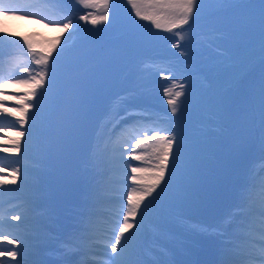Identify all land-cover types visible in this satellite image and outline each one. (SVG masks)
<instances>
[{
	"label": "rangeland",
	"instance_id": "obj_1",
	"mask_svg": "<svg viewBox=\"0 0 264 264\" xmlns=\"http://www.w3.org/2000/svg\"><path fill=\"white\" fill-rule=\"evenodd\" d=\"M20 3L22 5L32 4L37 8L44 7L41 0H20ZM61 9L77 18L94 11L80 5L78 0H60L59 4L48 5L45 10L55 18ZM29 10H36V8ZM127 17L122 11L109 7V20L105 23L93 26L80 21L81 28L74 38L69 39L68 47L71 51L65 56L70 61L82 62L81 67L69 71L67 68L52 65L54 78L52 83L47 85L48 92L39 100L36 98L33 100L41 107L39 110L36 108L30 110L37 113V128L34 130L32 138L27 135V132L24 137L20 138L22 145L25 140L32 139L31 144L36 145V151L29 149L30 146H26V150L19 153L6 151L11 145V140L16 138V132L29 129V124H25L22 128L13 127L10 122L15 118L7 114H5L6 119L0 121V158H4L3 163L0 164V181H5L2 185L3 191H0V212L7 218L9 225L21 224V229L10 227L6 231L15 232L16 235L22 234L24 229H32L41 239L48 240L50 237L47 232L48 228L55 227V236L51 237L59 239L48 240L47 246L41 249L42 255L45 257L60 259L57 251L60 240L74 231L81 217H84L90 208L95 212L94 220L97 230L103 236L105 227L115 219V214L121 210L122 206L126 208L127 192L125 189L127 187L130 190L133 186L130 178L131 167H147V165L141 164L129 155L131 146L135 145V139L130 140L128 146H122L116 143L118 136L114 138L112 133L109 142L106 135H100L101 125L106 123L109 118L114 117L112 123L107 124V128L111 130L113 124L120 120V117H124L126 114L133 115V113L139 117L124 120L131 124L139 120L136 124L141 125L142 121H148L149 115H155L156 118L161 119L163 124L167 125L166 128L170 127L177 134L180 140L176 149L179 159L174 165L170 164L169 166L170 169L174 167L175 170L166 177L167 183L163 186L164 191L156 202L158 214L154 217L155 223L148 225L149 230L145 235L143 246L138 250H142L141 253H143L135 255L133 258L143 261L144 264H152L157 260L167 262V264H194L195 253L201 248V237H215L218 249L222 248L225 237L217 236L213 226L219 224L228 213L238 208L240 204L239 190L245 184L248 171L252 167L255 168L257 182L254 202L256 207H259L261 199L259 182L261 178H264V167L260 166V160L261 157H264V151L257 149L264 142L262 121L256 122V110L253 107V102L247 98V93L241 95L237 94L238 91L228 90L221 95L220 105L222 107L218 110L217 115L214 109H209L206 105L205 109L195 108L194 111H187V107H193L195 104L196 98L193 97L181 98L183 103L175 114L171 112V108L167 104L168 97L164 95V89L171 86L173 79L182 83L185 78L190 76L185 81L184 92L192 88L194 80L198 84H206L207 72L210 70L206 61L211 58L209 63L212 64V58L227 56L231 51L225 46L223 40L225 37H232V32L225 24L227 18L219 16L200 21L189 31L191 36L180 42L179 48L174 47L178 37L173 36L164 45L154 44L153 49L135 54L134 60H132L135 69H132L130 64L126 63L125 57L119 59L117 47L107 46L110 39L117 32H121V25L124 24ZM0 27H6L8 32L16 33L19 37L28 36L33 42L34 49L38 52L46 51L61 33V28L47 20L41 22L39 17L32 18L27 14L9 17L0 24ZM111 30L114 33H111ZM85 32L92 35L91 38L84 40ZM68 36V33H64L61 45L64 46V39ZM100 37L105 38L107 47L104 52H101ZM131 39L133 37L127 38V40ZM22 45L24 52H27V46L23 44V40L4 51L15 56L20 52ZM54 55L55 53H53ZM28 58L31 59L30 54ZM215 64L212 65V69ZM33 68L38 70V66L33 65ZM164 77H168V79H164ZM17 78H27V74L21 73ZM225 80L229 79L225 78ZM189 82L192 83L188 84ZM232 83V80L229 81L230 85ZM249 85L252 86L253 82H249L247 86ZM64 86L71 89L84 114L101 104L106 106V111L105 118L99 122L96 132L92 136L88 153L78 160L75 168L67 175V182L70 185H77L79 205L68 206L72 211L64 210V216L59 214L56 218L58 223L55 225L47 223V210L60 203L50 196V191H48L51 182L50 170L43 161L44 156L49 154L50 144L47 136L50 133L54 113L58 108L54 100L55 94L59 95ZM4 87L8 90L6 93L8 96H19L24 91L23 87L13 84H5ZM155 104H166V107L160 109ZM4 107H7L10 112L17 111L13 100L5 103ZM231 109L237 111L238 123H233L225 116ZM143 110L145 112L142 113ZM117 111H119V116L116 115ZM121 122L120 127L123 125ZM16 123L18 124V122ZM146 124L147 122L144 123L145 126L141 127V131H147L148 135H152V132L148 131L151 128L164 129L156 123ZM136 126L138 125H134V127ZM116 128L119 129V125ZM125 129L128 128L125 127ZM158 134L165 133L159 132ZM120 138L127 139L126 136ZM139 138L144 139V135H140ZM208 141L218 142V148L213 149L209 144L205 146ZM200 142H204V144L197 150L189 147L192 146L191 144ZM114 147L117 149L115 152L113 151ZM206 148L210 150H205ZM143 150L142 148L138 149V152ZM217 150H219L218 153ZM120 151H123V159L128 160L129 165L121 162ZM205 151H208L209 154L204 153ZM182 152L187 153L190 157H200L210 163L215 162L223 165V169L220 171L216 168H202L203 170L198 168L200 177L196 175L192 178L193 182L206 184L204 190L209 192L207 194L209 198L199 200L188 195L187 185L190 184H184L186 180H189L187 176L189 177L195 171H187L192 164L198 163L191 159L184 160L181 156ZM87 155L91 156L87 157ZM17 160L19 163L16 162ZM21 165L24 167L18 174L15 183H12L9 173ZM125 171L128 173L127 176ZM25 172L27 173L26 179ZM148 178L145 176V179ZM39 183L41 186L44 183V187L47 189H41ZM168 186L172 187L169 189ZM98 187L102 188V195L96 198L93 204L94 192ZM222 188L228 193V201L224 204L222 213L215 217L205 215L204 207L210 200L212 202V199L217 196L215 193ZM86 192L90 194H85ZM82 195L86 196L83 200ZM187 197L189 198L187 201L196 206L194 214L188 218L182 215V212L184 213L182 208L173 204L174 200H185ZM26 202L34 203V212L32 213L34 219L30 221L29 226L23 225L21 221L11 219L13 215L21 212L22 206ZM38 223L40 225L47 224L46 227L40 226L36 229ZM231 232L232 229L229 228V235ZM16 235L10 236L9 239H16ZM16 247L19 245H11L7 241L0 242V252H7ZM90 255L93 259H107L108 255L114 254H111L110 250L105 252L103 242L100 241L99 246ZM0 257V260L4 261L11 259L6 255ZM17 259H20L19 255Z\"/></svg>",
	"mask_w": 264,
	"mask_h": 264
},
{
	"label": "snow or ice",
	"instance_id": "obj_2",
	"mask_svg": "<svg viewBox=\"0 0 264 264\" xmlns=\"http://www.w3.org/2000/svg\"><path fill=\"white\" fill-rule=\"evenodd\" d=\"M41 2L44 7L37 8L32 4L22 5L20 0H0V24L9 17L27 14L32 18L39 17L41 22L47 20L61 28L60 36L55 38L51 46L46 51L38 52L28 36L19 37L16 33L8 32L6 27H0V121L6 119L5 114H7L15 118L10 122L13 127L22 128L25 124H29V129L17 131L16 138L11 140V145L6 151L12 153L26 150V146L33 142L32 139H28L22 145L20 138L24 137L26 132L32 138L37 128V113L30 110L40 109L41 105L34 103L33 100L34 98L39 100L49 90L47 85H50L54 78L52 65L55 63V57L53 53L58 57L65 51V47L61 45L64 33L69 34L68 38L64 39V45H67L69 39L74 38L79 32L80 21L96 26L109 20L110 0H78L83 7L94 10L78 18L67 14L62 9L54 18L45 9L48 5L59 4L60 0H41ZM214 2L227 8L243 9L249 6L248 0H214ZM127 3L136 17L151 22L156 29L175 32L178 39L174 47L179 48L180 42L185 39L186 33L195 23L204 0H127ZM258 3L260 5L261 56L264 58V0H258ZM32 8L36 10L30 11L29 9ZM184 26L188 28L185 29ZM176 29H181V31H175ZM20 40H23V44L27 46V52H24L22 45L20 52L6 62L3 58L4 50L19 44ZM29 54L31 59L28 58ZM33 65L38 66V70L33 68ZM21 73L27 74V78H17ZM5 84L23 87L24 91L19 96H8ZM164 95L168 97L167 104L171 112L175 114L183 103L181 97L185 95L184 85L173 79L171 86L164 89ZM9 100L15 102L16 112H10L7 107H4ZM116 115L119 116V111ZM127 118L137 117L126 114L120 117V120H117L109 130L107 124L112 123L114 119L111 117L101 125L100 135H106L110 142L116 127ZM261 121L262 131H264V83H262ZM141 127L121 129L116 141L117 144L128 146L129 141L135 139V145L131 146L129 155L132 159L147 165V167H131L130 178L133 186L130 190L127 187L125 189L127 192L126 208L122 206L121 210L115 214V219L105 227L103 236L97 230L94 220L95 212L90 208L87 214L79 220L74 231L60 240L57 249L60 264H144L143 261L133 257L143 246L145 235L149 230L148 225L155 223L154 217L158 214L156 202L164 191L163 186L167 183L166 177L175 170L174 167L170 169L169 166L174 165L179 159L176 149L180 140L172 129L151 128L148 131H151L152 135H148L147 131H141ZM159 132L165 134H158ZM140 135H144V139H140ZM124 136L127 139L120 138ZM141 148L144 150L138 152ZM113 151L117 149L114 147ZM119 158L123 164L129 165V161L123 159V151L119 152ZM3 159L0 158V164L3 163ZM16 162L19 163V160ZM260 166L264 167V157H261ZM23 167L21 165L9 173L12 183H15ZM24 175L26 179L27 173L25 172ZM125 175H128L127 171ZM145 176L149 178L145 179ZM4 183L5 181H0V191H3ZM259 183L261 192L259 207H256L254 202L257 182L255 168L252 167L248 171L245 184L239 190L238 208L228 213L219 224L213 226L217 236L225 237L214 264H264V178H261ZM101 195L102 188L98 187L94 192L93 204L95 199ZM33 212L34 203L26 202L21 212L13 215L11 219L29 226L30 221L34 219ZM7 224L6 217L0 212V242L7 241L19 247L0 252V256L6 255L11 258L7 261L0 260V264H47L41 257V249L47 246L48 240L59 238L49 237L48 240H43L32 229H24L22 234L16 235L15 232L3 230ZM9 227L21 229V224L9 225ZM229 228L232 229L231 235L228 233ZM12 235H16V239L10 240L9 237ZM100 241L103 242L105 252L110 250V253L114 255H108L107 259H93L90 254L99 246ZM18 255L20 259H17ZM152 264H167V262L157 260Z\"/></svg>",
	"mask_w": 264,
	"mask_h": 264
},
{
	"label": "trees",
	"instance_id": "obj_3",
	"mask_svg": "<svg viewBox=\"0 0 264 264\" xmlns=\"http://www.w3.org/2000/svg\"><path fill=\"white\" fill-rule=\"evenodd\" d=\"M249 6L243 9L222 7L214 2V0H204L203 5L200 7L199 13L192 24V27L199 24L204 19L218 18L219 16L227 18L226 27H229V31L232 32V37H225L224 44L231 51L227 56L220 58H212L206 61L210 70L207 74V83L198 84L196 80L193 81L192 88L187 89L183 97L196 98L195 104L192 109L201 108L204 106L209 109H214L216 115L218 110L221 109L220 97L225 91L231 90L237 92V94L245 95L253 102V107L256 110L255 119L257 122L261 121L262 112V83H264V62H262L261 56V26H260V5L258 0H248ZM110 8L114 10L122 11L128 17L123 25H121V32H117L111 39L107 46L117 47V54L119 59L126 58V61H132L133 56L137 52H143L147 49H153L154 44L164 45L173 36L175 32H167L164 29H156L154 25L149 21H143L135 16L134 11L131 10V6L127 3V0H110ZM201 24V23H200ZM191 27V28H192ZM185 29L188 26H184ZM175 31H181L176 29ZM99 33V32H98ZM111 33H114L111 30ZM97 35V34H96ZM100 35V34H98ZM89 33L84 34V40L91 38ZM189 31L185 35V39L189 38ZM128 37H133L131 40H127ZM102 42L101 52L105 51V38L100 37ZM69 45H64L65 51L58 57H55V64L59 67L67 68L69 70H75L81 67L82 62L70 61L65 54H68ZM117 57V56H116ZM127 63V62H126ZM130 63V62H129ZM216 63L212 69V65ZM193 75V74H192ZM188 76L187 78H189ZM205 77V76H203ZM182 81L185 84L186 79ZM193 79H195L192 76ZM198 78V77H197ZM228 78L229 80H225ZM233 81L230 85L229 81ZM249 82H253V85H248ZM189 82L188 84H191ZM181 97V98H183ZM237 111L230 110L225 114L227 119H230L233 123H238ZM221 140V139H219ZM211 143V144H210ZM204 142L198 144H191L193 147H201ZM212 145L211 148H218V142L208 141L206 145ZM210 150V149H205ZM212 151V150H211ZM219 150L216 152L218 153ZM208 152V151H205ZM184 160L191 159L198 164H193L195 169L210 168L223 169V165L220 163H210L208 160L200 157H190L187 153L181 154ZM227 180V179H226ZM200 185V184H198ZM195 183L190 182V187L195 188L196 193L205 194L203 188ZM198 186V187H197ZM181 203L178 202V205ZM182 207L192 208L191 205L181 204ZM186 207V208H185Z\"/></svg>",
	"mask_w": 264,
	"mask_h": 264
},
{
	"label": "water",
	"instance_id": "obj_4",
	"mask_svg": "<svg viewBox=\"0 0 264 264\" xmlns=\"http://www.w3.org/2000/svg\"><path fill=\"white\" fill-rule=\"evenodd\" d=\"M164 107V106H160ZM105 111L104 107L94 110L85 116L75 105L69 90L63 92V101L54 119V126L50 134L51 160L53 182L51 189L58 199L67 203H75V190L65 183V173L70 170L79 156L88 148L89 138L92 135L95 124ZM225 192H220L214 202L209 204L206 212L216 214L224 203ZM200 244L203 246L196 253V261L199 264H209L214 259L215 239L204 237ZM50 262L49 264H54Z\"/></svg>",
	"mask_w": 264,
	"mask_h": 264
},
{
	"label": "bare ground",
	"instance_id": "obj_5",
	"mask_svg": "<svg viewBox=\"0 0 264 264\" xmlns=\"http://www.w3.org/2000/svg\"><path fill=\"white\" fill-rule=\"evenodd\" d=\"M11 57H14L13 55H10V54H8L6 51H4L3 52V58H4V60L7 62ZM142 113L143 112H145L144 110L143 111H141ZM132 116H136V117H139L136 113H133V115ZM148 116V115H147ZM161 119H159V118H156L155 117V115H149L148 116V121H142V124L140 125V124H137L138 126H145L144 125V123H146L147 122V124H153V123H156L157 125H161V127H163L164 129H171L170 127H167L166 128V126L167 125H165V124H163L161 121H160ZM136 121H139V120H136ZM146 124V125H147ZM122 129H124V127L122 128ZM142 251V250H141ZM141 251L140 252H137L136 254H139V253H141ZM143 253V252H142ZM142 253H141V255H142ZM218 254L219 253H217V258H218ZM1 258V257H0ZM60 264V263H59Z\"/></svg>",
	"mask_w": 264,
	"mask_h": 264
}]
</instances>
